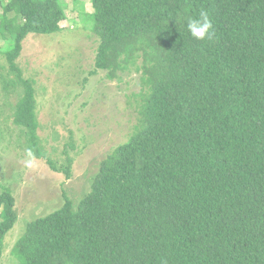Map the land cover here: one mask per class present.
Listing matches in <instances>:
<instances>
[{
  "label": "trees",
  "instance_id": "1",
  "mask_svg": "<svg viewBox=\"0 0 264 264\" xmlns=\"http://www.w3.org/2000/svg\"><path fill=\"white\" fill-rule=\"evenodd\" d=\"M91 2L94 70L140 75V122L78 204L28 224L21 264H264V0ZM0 7L10 57L29 35L70 28L62 0ZM201 10L212 40L187 31ZM32 93L17 116L36 130ZM0 208L1 258L17 221L9 191Z\"/></svg>",
  "mask_w": 264,
  "mask_h": 264
},
{
  "label": "rangeland",
  "instance_id": "2",
  "mask_svg": "<svg viewBox=\"0 0 264 264\" xmlns=\"http://www.w3.org/2000/svg\"><path fill=\"white\" fill-rule=\"evenodd\" d=\"M62 1L70 28L27 36L15 57H10L14 38L1 32L0 7V194L13 195L17 215L0 264H21L14 248L28 224L59 210L66 200L78 204L102 160L140 122L145 88L140 75L123 72L111 80L106 71L94 70L99 42L92 2ZM30 89L36 130L17 116Z\"/></svg>",
  "mask_w": 264,
  "mask_h": 264
},
{
  "label": "clouds",
  "instance_id": "3",
  "mask_svg": "<svg viewBox=\"0 0 264 264\" xmlns=\"http://www.w3.org/2000/svg\"><path fill=\"white\" fill-rule=\"evenodd\" d=\"M186 28L190 35L199 41L212 40L215 36L213 21L206 10H201L198 16H188L185 18ZM28 157H32L31 150L27 152ZM31 166V160H29Z\"/></svg>",
  "mask_w": 264,
  "mask_h": 264
}]
</instances>
